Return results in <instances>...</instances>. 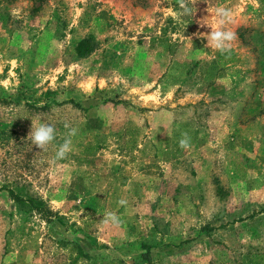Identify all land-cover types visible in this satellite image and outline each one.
<instances>
[{"label": "rangeland", "instance_id": "rangeland-1", "mask_svg": "<svg viewBox=\"0 0 264 264\" xmlns=\"http://www.w3.org/2000/svg\"><path fill=\"white\" fill-rule=\"evenodd\" d=\"M193 7L0 1V264H264V0ZM217 7L237 36L224 53L197 35ZM40 123L45 150L28 137Z\"/></svg>", "mask_w": 264, "mask_h": 264}, {"label": "clouds", "instance_id": "clouds-1", "mask_svg": "<svg viewBox=\"0 0 264 264\" xmlns=\"http://www.w3.org/2000/svg\"><path fill=\"white\" fill-rule=\"evenodd\" d=\"M179 3L181 9L183 10V14H193V9H195L193 5L197 3V0H179ZM189 3H191L192 8L188 7ZM211 16L212 23L201 24L209 26L211 31L207 34L199 33L197 34L198 37L207 40V44L205 45L207 48H212L220 51L221 53L230 51L232 42L237 39L235 31L227 27V25L231 23L232 19L231 10L224 7H217L215 12L211 13ZM186 38L190 40V38ZM65 127L69 126L66 124ZM75 134L76 129L70 128L68 137L64 139V142L56 151L55 159H64L68 153L72 151L71 137ZM28 137H30L32 145L40 150H45L46 147L55 139V128L51 124L40 123L38 126H32ZM179 146L182 149H188L190 147V138L187 133L182 134V138L179 140ZM119 204L124 205L126 204V201L122 199L119 201ZM107 220H110L113 223H118V217L111 213L108 214Z\"/></svg>", "mask_w": 264, "mask_h": 264}, {"label": "trees", "instance_id": "trees-1", "mask_svg": "<svg viewBox=\"0 0 264 264\" xmlns=\"http://www.w3.org/2000/svg\"><path fill=\"white\" fill-rule=\"evenodd\" d=\"M88 52L89 46L87 45L85 40H81L75 47V55L78 58L84 57ZM45 95H49V92L45 93ZM68 103L72 104L76 108L80 107L78 103L72 100H69ZM0 104H11V99L8 97H0ZM39 109L43 110V108ZM5 190L7 191L12 202L20 211L36 213L38 217L42 219L45 223H50L51 220L54 218L55 214L48 209L46 204L40 198L29 194L23 186L15 185L11 188H6ZM145 253H147V251H145ZM142 258L145 262H149V259L146 257V254L145 257L143 256Z\"/></svg>", "mask_w": 264, "mask_h": 264}]
</instances>
